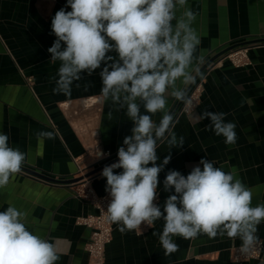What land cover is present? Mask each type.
Here are the masks:
<instances>
[{
  "label": "crops",
  "instance_id": "0c3cea01",
  "mask_svg": "<svg viewBox=\"0 0 264 264\" xmlns=\"http://www.w3.org/2000/svg\"><path fill=\"white\" fill-rule=\"evenodd\" d=\"M66 3L0 0V133L9 136L10 146L26 153L22 167L60 181L89 177L88 186L102 195L106 192L102 167L118 158V148L132 134L134 125L126 108H115L111 100L102 97L101 69L91 75L82 73L73 83L71 95L53 93L60 62L50 63L47 51L57 39L51 22L61 8L71 11ZM186 8L196 14L192 27L201 40L196 56L203 57L195 65L199 71L241 43L251 44L252 64L236 68L225 62L212 71L199 107L189 115L174 117L173 130L178 138H184V145L170 148L166 141H158L157 165L171 152L170 162L158 176L159 205L163 211L166 198L174 194V189L164 191L168 171L187 176L202 158L214 161V166L231 172L251 188L253 207L264 204V0H187L184 7L177 6V18ZM27 78L33 79V86ZM177 87L184 86L177 81ZM179 102L169 94L167 110L172 113ZM205 110L224 112L225 121L236 124L235 145H226L224 137L206 128L211 123L209 118L198 120ZM161 116L157 113L152 118L159 122ZM41 132H52L54 138L39 136ZM98 148L109 152L111 158L95 159ZM76 188L21 170L0 188V211L13 206L24 212L29 230L55 243L59 255L56 264H91L86 250L91 230L77 219L97 210L77 194ZM113 227L105 264H236L231 250L242 243L239 238L226 236H174L178 251L165 255L158 235L163 231L162 219L142 233L134 230L122 234L116 224ZM257 236L264 240V222L258 226ZM242 264H264V257Z\"/></svg>",
  "mask_w": 264,
  "mask_h": 264
},
{
  "label": "clouds",
  "instance_id": "9594fccd",
  "mask_svg": "<svg viewBox=\"0 0 264 264\" xmlns=\"http://www.w3.org/2000/svg\"><path fill=\"white\" fill-rule=\"evenodd\" d=\"M186 4L187 0H67L65 7L71 11L61 8L51 22L57 39L47 51L50 63L60 62L53 93L69 96L82 73L91 75L101 69L102 97L115 108H126L133 122L132 134L118 148V161L101 172L111 197L106 216L119 232L152 226L162 219L164 227L158 235L165 255L178 251L172 237L192 239L200 234L239 238L240 251L247 254L259 242L264 204L253 207L252 189L214 166V161L202 158V168L193 167L187 176L168 171L164 191L174 189V194L166 198L163 211L154 202L159 173L171 160L170 152L157 165L158 141H166L170 148L184 145V138L173 130L168 95L191 104L185 89L195 82L193 72L199 71L195 65L203 60L196 56L201 42L192 27L196 14L186 8L181 18L176 15L177 6ZM113 52L115 56L110 55ZM177 81L184 87H177ZM157 113H162L159 122L152 118ZM226 115L205 110L197 118H209L206 128L224 137L226 145H235L236 124L226 122ZM38 135L54 138L52 132ZM105 155L98 148L95 159ZM25 162L26 153L10 146L9 136L0 133V188ZM58 259L55 243L30 231L24 212L13 206L0 211V264H56Z\"/></svg>",
  "mask_w": 264,
  "mask_h": 264
},
{
  "label": "built area",
  "instance_id": "2783aa9c",
  "mask_svg": "<svg viewBox=\"0 0 264 264\" xmlns=\"http://www.w3.org/2000/svg\"><path fill=\"white\" fill-rule=\"evenodd\" d=\"M251 44L239 46L231 49L222 55H217L210 61H208L201 72L199 73L195 83L191 90L188 92L187 97L190 98L191 104L182 103L175 117L180 115H189L199 107L202 103L203 95L205 92V85L208 76L212 71L221 68L225 62H229L236 68H247L252 64L250 51ZM198 74V73H197ZM27 82L30 86H33L34 82L32 78H27ZM103 159L111 158L109 152L105 153ZM89 177L77 178L70 185L76 186V192L78 195L83 196L85 199L91 201L96 208L95 214L79 217L77 223L87 226L91 230V235L88 243L86 244V250L89 253L91 264H105L106 262V247L113 239V223L109 222L106 216V208L110 202L111 197L107 192L102 195H98L93 187L88 186ZM161 201V192L158 189L157 200L154 201L159 205ZM152 226L142 225L140 229H137L139 233L148 231ZM241 244L234 247L231 250V259L236 264H242L253 260H262L264 257V240L259 239V242L255 245L253 250L247 254H243L240 251Z\"/></svg>",
  "mask_w": 264,
  "mask_h": 264
},
{
  "label": "water",
  "instance_id": "95a60500",
  "mask_svg": "<svg viewBox=\"0 0 264 264\" xmlns=\"http://www.w3.org/2000/svg\"><path fill=\"white\" fill-rule=\"evenodd\" d=\"M243 45H248V43H241V44H238V45H234L233 47H230L229 49H227V50L224 51L223 53H225V52H227V51H229V50H231V49L237 48V47H239V46H243ZM223 53H220V55H222ZM218 56H219V55H218ZM202 69H203V68H202ZM202 69H201V70H202ZM201 70H200V72H201ZM200 72H198V74L195 76V81H196V79H197V77H198V75H199ZM194 83H195V82H194ZM194 83H192V84L190 85V87L187 89L186 94H188V92L191 90V88H192V86H193ZM182 103H183V102L180 101V102L178 103L177 107H176V108L174 109V111L172 112V114H173L174 117H175L176 113L178 112V110H179L180 106L182 105ZM117 161H118V158H117V159H113V160H111L110 162H108L106 165H104V167L107 166V165H111L112 163L117 162ZM104 167H102V168H104ZM21 170H23V171H25V172H28V173H30V174H32V175H34V176L40 177V178H42V179H45V180H47V181L53 182V183H64V184H68V183H72V182H74V181L76 180V179H75V180L60 181V180H57V179H55V178L48 177V176H46V175L40 174V173H38V172H36V171L30 170V169L25 168V167H22Z\"/></svg>",
  "mask_w": 264,
  "mask_h": 264
}]
</instances>
